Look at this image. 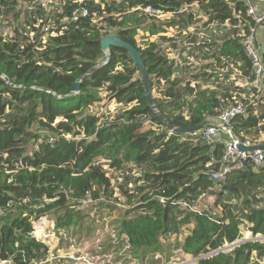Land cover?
Returning <instances> with one entry per match:
<instances>
[{"label":"trees","instance_id":"16d2710c","mask_svg":"<svg viewBox=\"0 0 264 264\" xmlns=\"http://www.w3.org/2000/svg\"><path fill=\"white\" fill-rule=\"evenodd\" d=\"M195 1L210 21L234 22L237 13L246 14L245 0H111L105 10L88 4L105 16L107 27L140 51L154 102L174 128L149 105L139 69L126 49L112 46L109 60L102 63L103 27L90 17L68 23L45 42H29L21 22L13 38L0 34V260L29 264L45 258L49 248L33 235V220L53 215L57 230L79 229L87 216L82 208L87 198L93 199L91 204L120 209L117 237L107 235L104 250H122L125 239L127 250L141 260L172 247L201 257L242 238L245 224L254 235H264V167L249 164L216 182L211 170L219 169L223 144L195 139L198 130H178L201 123L204 128L228 102L214 90H198L193 96L182 78L172 77L174 63L157 42L148 40L142 47L137 39L143 26L150 35L163 28L135 7L152 5L189 22L193 14L180 8ZM68 3L67 12L77 5ZM20 15L17 0H0V28L6 21L13 27ZM212 45L214 56L240 62L243 74L251 73L238 39L225 32ZM160 86L158 97L153 91ZM221 87V96L232 91L231 85ZM102 91L119 103L117 115L89 109L103 100ZM248 107L246 115L232 120L233 129L257 135L264 131V106ZM216 184L220 188L209 191V196L216 194L213 206L201 211L179 207L177 201L183 200L195 205ZM182 228L188 232L180 239ZM258 259L264 260V242L249 240L201 258L199 264H260Z\"/></svg>","mask_w":264,"mask_h":264},{"label":"built area","instance_id":"2783aa9c","mask_svg":"<svg viewBox=\"0 0 264 264\" xmlns=\"http://www.w3.org/2000/svg\"><path fill=\"white\" fill-rule=\"evenodd\" d=\"M69 1L77 5L67 12L66 6ZM120 1L123 0H116V2ZM17 2L19 9L23 10L28 17L24 20L19 18L18 22L11 19L14 22L13 27L8 26V21L5 22V28H0V34L6 40L16 35V26L20 22L23 26L22 34L28 37L29 42L34 43L37 38L45 42L49 34L58 35L66 29L68 23L79 22L84 17H90L94 23H98L103 27L102 38L115 33V29L106 26L105 16H98V13L91 11L88 6L89 3L95 2L100 4L105 10L106 5L110 4L111 0H17ZM245 3L247 4L246 14L242 17L241 14L237 13L235 15L236 21L234 22L229 18L224 22L210 21L209 16L199 7L197 1L185 4L180 8L182 12H191L193 14V18L189 22H181L173 11H164L152 5H139L134 8V10H138L146 17L151 18L150 20L161 24L163 28L159 34L155 35H150L145 26L139 28L137 39L139 43L143 41L140 46L145 47L144 43L148 40L157 42L161 53L174 63L175 70L172 77L182 78V84L189 85L193 89V96L198 90H214L222 101L228 102V105L222 108L208 125L198 129L193 134L195 139L201 137L210 145L223 144L224 148L222 157L219 160V169L211 170V178L216 182L225 181L230 173L247 169L249 164L255 169L264 167V148L242 150L239 147L240 144L244 145V147L264 144V131H260L257 135L238 134L232 125V120L234 122L237 116L246 115L248 106L264 105V44H260L258 40V30L264 23V0H245ZM231 5L233 6V3ZM56 14L61 15L59 20L54 18ZM103 14L108 15L106 12H103ZM50 29H52L51 32H49ZM143 29L146 31L143 32ZM225 32H227L228 38L238 39L243 46L246 55L251 61L252 71L250 74H243L240 62L235 63L224 56L220 58L214 56L213 39L224 35ZM104 53L105 56L102 63H106L105 57H109V49L104 50ZM185 71L188 73L182 76ZM5 80L7 81L6 78ZM229 85L232 87L230 94L221 96V86ZM162 89L160 86V88H155L153 92L159 97ZM182 109L187 112L184 107ZM178 112L179 110L175 111V113ZM170 132L172 133V131ZM49 141L54 142L55 140L51 137ZM213 162H215V159L209 161L207 166L212 165ZM212 190H214V186H210L203 192L195 205H190L186 200L177 201V203H179L181 209L190 211L208 209L209 205L207 203L204 204L203 208H199L198 202L200 199L207 200L209 191ZM92 202V198H87L82 201V205L85 206ZM260 204H264V202ZM216 212L215 210L214 214ZM47 218V215H43L33 220V235L39 240L41 239L35 235L37 231L36 223H40V226L45 229L44 225L48 222ZM248 232L253 234L250 230ZM255 236L253 240L264 242V235L257 234ZM246 240L249 241L251 239ZM246 240L240 238L201 257L188 258L183 264H199L201 258L213 256L229 247L234 248L246 242ZM182 255L184 254L182 253ZM65 257L67 258V256H63L59 252L53 256V258L59 259ZM70 258H75L78 261L84 259L83 256L76 257L75 254H71ZM49 260L46 257L34 259L29 264H45ZM0 264H12V261L0 260Z\"/></svg>","mask_w":264,"mask_h":264},{"label":"rangeland","instance_id":"374dc122","mask_svg":"<svg viewBox=\"0 0 264 264\" xmlns=\"http://www.w3.org/2000/svg\"><path fill=\"white\" fill-rule=\"evenodd\" d=\"M25 18L26 15L24 14V11L21 10L20 20H24ZM259 30L264 31V23L260 26ZM259 30L258 33L260 34ZM145 31L146 30L143 29V32ZM262 39V44H264V34L262 35ZM140 44H143V41H140ZM185 73L188 72L185 71L182 76H185ZM102 96L104 97L103 100L94 103L92 106L90 105L89 109L101 110V113H104L107 117L117 115L120 109L119 103L114 99L110 100L106 97L104 91H102ZM58 120L59 118L57 121ZM150 123V121L147 122L144 127H148ZM219 188L220 186L218 184L214 185L215 191ZM215 199L216 194L207 196V200L200 199L198 206L199 208H203L205 203L213 206ZM82 208H84L83 211L84 213H87V216H85L81 224L82 227L79 229L71 228L69 231L61 229L57 230L54 221L51 218L53 215L48 216V222L44 225L46 227L45 229L40 226V223H36L37 231L35 235L47 244L49 248L46 258H49L50 260L45 264H151L152 261H157L156 263L152 262V264H183L188 258L193 257L191 255H182V252L179 249L176 250L172 247L168 252L161 254L157 253L155 256L153 253H147L145 259L141 260L127 250L129 244L125 239L122 250L120 249L118 252H116V250L106 251L104 250L103 243L108 239L107 235L112 233L113 237H117L118 228L116 220L120 216V209L107 208L100 204L95 205V203L82 206ZM186 231V228L181 229L180 239H183L185 233H187ZM248 231L246 224L243 225L242 239L246 240L250 238L253 240L256 236ZM232 249L233 248L229 247L225 251L228 252ZM58 252L63 256H67V258H53ZM71 254H75L76 257L83 256L84 259L81 261L75 260V258H70ZM258 260H260V264H264L262 259Z\"/></svg>","mask_w":264,"mask_h":264},{"label":"water","instance_id":"95a60500","mask_svg":"<svg viewBox=\"0 0 264 264\" xmlns=\"http://www.w3.org/2000/svg\"><path fill=\"white\" fill-rule=\"evenodd\" d=\"M100 44L103 50L110 49L112 46L115 47H120L126 49L129 54L132 56L133 60L135 61L141 78L144 83V90H145V97L149 103V105L152 107V109L157 113V115L167 124L170 125V127L174 128V125L169 122V120L161 113L159 112L157 105L154 102L153 94H152V89H151V78H150V73L148 71V68L146 67L142 54L140 51L133 46L131 43L125 41L122 39L118 34H109L101 38ZM105 59L108 61L109 57L106 56ZM79 81H77L74 84V91H77L79 89ZM204 123L195 125V126H190V127H179L178 130L183 131V132H191L193 130H198L201 128V126ZM240 149L242 150H247V149H257V148H264V144H256V145H251L249 147H244V145L240 144L239 145ZM248 241V240H246ZM242 242V241H241Z\"/></svg>","mask_w":264,"mask_h":264},{"label":"crops","instance_id":"0c3cea01","mask_svg":"<svg viewBox=\"0 0 264 264\" xmlns=\"http://www.w3.org/2000/svg\"><path fill=\"white\" fill-rule=\"evenodd\" d=\"M259 31H260V34L258 33V40H259L260 44H262L263 43L262 35L264 34V31L263 30H259ZM186 232H188V231H186Z\"/></svg>","mask_w":264,"mask_h":264},{"label":"clouds","instance_id":"9594fccd","mask_svg":"<svg viewBox=\"0 0 264 264\" xmlns=\"http://www.w3.org/2000/svg\"><path fill=\"white\" fill-rule=\"evenodd\" d=\"M247 242V241H246Z\"/></svg>","mask_w":264,"mask_h":264}]
</instances>
